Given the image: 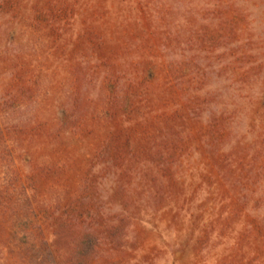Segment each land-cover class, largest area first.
<instances>
[{"label": "trees", "instance_id": "obj_1", "mask_svg": "<svg viewBox=\"0 0 264 264\" xmlns=\"http://www.w3.org/2000/svg\"><path fill=\"white\" fill-rule=\"evenodd\" d=\"M154 2L169 4L166 10L158 7L160 21L178 16L182 20L174 30L160 33L158 47L186 111L196 119L209 117L200 134L201 148L236 206L243 210L250 206L251 212L259 213L256 226L263 233L264 0ZM17 4V0H0L1 20ZM159 29L157 23L156 34ZM7 35L6 29H0V56L12 66L19 60L7 53V46L15 43ZM171 39L176 40L177 55L170 52ZM88 43L102 52V42ZM22 82L20 90L33 93V87ZM12 99L17 111L25 105H17L8 91L0 102V253L6 252L9 264H129L114 260L113 255L125 250L128 229L140 215L160 205L168 191L171 194L172 169L184 149L182 125L164 123L154 132L146 128L135 147L129 138L121 141L119 135H111L88 160L72 191L58 196L56 192L54 197L44 194L34 204L37 197L34 200L26 181L34 185L48 177L47 169L37 166L36 145L43 138L51 139V123L34 116L38 115L34 108L29 119L9 124L1 107ZM111 106V110L128 107L124 102ZM184 212L187 215L184 205L177 208L176 218ZM194 215H189L191 229L186 230L191 236L196 233ZM259 263L254 256L238 259L235 255L216 262Z\"/></svg>", "mask_w": 264, "mask_h": 264}, {"label": "rangeland", "instance_id": "obj_2", "mask_svg": "<svg viewBox=\"0 0 264 264\" xmlns=\"http://www.w3.org/2000/svg\"><path fill=\"white\" fill-rule=\"evenodd\" d=\"M17 1L6 19L0 17V29H6L15 41L7 46V53L19 60L11 66L8 58L0 56V102L7 91L17 105L25 102L18 111L12 106L14 99L1 107L9 124L29 119L34 108L38 114L34 116L51 123V139L43 138L36 145L37 166L47 169L48 177L34 185L26 181L32 197H37L34 204L44 194L72 191L88 160L111 135H119L121 141L129 138L135 147L146 128L154 132L164 123L182 125L184 153H179L172 169L171 194L168 191L160 205H153L131 225L125 250L114 253V260L216 264L235 255L238 259L254 256L264 264V231L260 233L256 226L260 219L255 220L259 213L251 212L250 206L244 210L236 206L201 148L200 134L209 117L190 115L168 78L157 38L182 23L180 16V21L177 17L160 21L158 7L166 10L169 4L154 0ZM157 23L162 29L156 34ZM92 39L95 44L102 42V52L89 45ZM169 44L171 54L180 53L176 40ZM204 57L200 59L203 64L207 62ZM22 81L33 87V93L20 90ZM122 102L128 107L111 110V105ZM56 134L59 137L54 139ZM25 157L30 159V155ZM18 165L27 174L23 163ZM182 205L187 215L177 213L176 218ZM192 214L197 222L191 236L186 230L191 229ZM5 253H0V264H9Z\"/></svg>", "mask_w": 264, "mask_h": 264}]
</instances>
